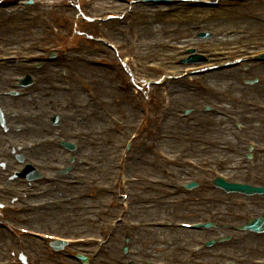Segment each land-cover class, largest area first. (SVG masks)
<instances>
[{"label": "rangeland", "instance_id": "obj_1", "mask_svg": "<svg viewBox=\"0 0 264 264\" xmlns=\"http://www.w3.org/2000/svg\"><path fill=\"white\" fill-rule=\"evenodd\" d=\"M62 2L68 3L69 0H34L35 2L32 6H26V5H21L17 8L10 9L9 11L6 10H0V16L2 20H0V38L6 39L5 45L7 49H13V48H18L20 45H30V43H36V46H39L40 43H38V39L42 38H47L46 42L47 44H55L60 46V49L58 52H68L70 54V57H68L69 60L68 62H63L65 64L61 65H54L53 70L55 80L57 81V84H63V82L58 78L57 73L59 71L64 70V71H69L68 73H71L73 77H76L78 74L76 73L77 71H82L81 67L77 66L76 70L72 69L70 65L77 61L82 62V65L84 66V69H89L91 68L85 63L84 59H89L93 56H100V55H105L104 50L100 49L97 44H94L93 42H90L89 38L85 36L84 30L85 26L87 25L85 21L81 20L80 14L77 13L76 10H66L65 8L63 9L61 7ZM98 4L91 9V13H100L101 17L103 15L104 11H109L112 7L115 9H118L120 11V14L118 16H124L123 12L126 10H129L128 5L121 4L120 6L117 3H114V0H97ZM128 2L129 0H122ZM134 1V0H132ZM187 3H181L180 6H175V7H159L157 6V9H146V7L139 6L136 8L135 12L133 13L132 17L129 18L127 21V25L123 26L121 22L116 19V20H110L108 21V24L105 26L107 28H115L117 29L116 35L114 33H110L109 31L104 30L100 28V25L95 26V28L92 29V32H89V36L91 34H96L99 36H106L110 37L111 39H115L116 41H124L126 38L129 37V31L134 28H136L140 31L139 36L141 37V45L143 44H150L149 46H152L150 48L151 50H160L161 54L165 53L164 49H160L158 44L160 45L161 42L168 44V45H175L178 44L180 46H186V45H196L199 48H204L207 47V52L210 53L211 58L209 59L213 62H217L218 64L213 65L211 64L210 66H224L226 63V59L223 57L225 56L222 52L226 50L224 47L225 45H230L232 47L234 46H240L241 48L244 47L245 45L249 47L251 51L254 50H260L264 48V0H252V1H247L242 4H236L235 7H231L230 5H224L221 8H208L210 7L214 0H187ZM78 4V3H75ZM207 7V8H206ZM140 8V9H138ZM163 12V13H162ZM167 14L169 17V21H167L166 26H164V29H159L161 32H157L153 35H148L146 32V29L142 26L143 24L149 23L154 26H159L160 16H164ZM7 18V20H6ZM120 19V18H119ZM2 22V23H1ZM194 25V26H192ZM192 26V27H191ZM28 28V32L25 33L21 28ZM187 28V29H185ZM238 29L245 30L247 33L248 31L251 32L250 36L244 35V36H236V37H225L228 31H235L237 32ZM31 30V31H30ZM30 31V32H29ZM184 31L187 35H181L180 32ZM205 31H210L216 34V36L213 39L210 40H199V35L203 34ZM68 32H70V35L68 36ZM164 32V33H163ZM222 35L220 38L219 36ZM9 40V41H8ZM246 41V42H245ZM221 45V48H216V46ZM210 47V48H209ZM70 49L67 50V49ZM242 51V49L239 50V52ZM139 53L142 57H145L143 54L142 49H139ZM238 53V52H237ZM107 55V54H106ZM148 62H161L164 63L163 61H159V56L156 55L155 52L148 53ZM157 56V57H156ZM217 58V60L213 59V57ZM219 56V57H218ZM113 58V56L111 55ZM169 57V56H168ZM240 57L237 54H233V58H238ZM83 59V60H82ZM145 59V58H144ZM151 59V60H150ZM79 63V62H77ZM75 66V65H74ZM258 67V66H256ZM66 70H65V69ZM102 69L99 70V72H89L87 75V72H85L86 76L89 78H94L98 79L101 81L100 73L104 75V77H109L111 79L108 80H103L106 84V88L108 91L112 92V95H108L107 91L102 89V86L100 85L101 82L96 83L92 86L98 93L99 97L102 98H107L110 100V107H106V112H112L115 114H119L123 116V110L117 108L114 106L113 100L116 98H119L118 101H123L121 97L127 96L126 99L127 101H131L132 106L135 104H143L141 100H143V93H139L140 99L139 101H136V96L134 95V90L131 84H128L125 82V85H127V88H129L127 91H115V80L122 76L123 78L125 77V72L123 69H121V66H117L116 60L114 58L111 61V64L108 65L107 67H101ZM116 68H120L119 70H122L120 74H118ZM49 71H51L48 68ZM262 70V71H261ZM45 72H47L45 70ZM44 72V73H45ZM10 74V73H9ZM21 72L19 71H14L10 75H7L8 78H11V81L14 77L21 76ZM211 75V74H210ZM212 75H218L217 77L220 78V81H222V85H213L211 81L209 80L208 77L206 78H191L190 80H186L184 86L186 85L187 89L184 93L189 94V95H196L197 93L200 92V94H209L207 97L208 99H203L198 102L197 106L189 105V103L186 101L179 109L173 108V114L169 118L171 121V124L169 125L171 128L169 130V133L172 135L176 136V138L180 137L177 135H183L184 131H181L180 129L173 130L174 127H179L181 129H189L193 132L191 134V140L184 139V137L178 138L177 143H175L174 148L172 149L177 152L178 154L182 152V149H189L191 150L193 145L202 147L203 145H208L207 147L210 149H214L216 151H219L221 149L220 143L214 144L216 141L220 140V142L225 143L227 148H240L239 146L236 147L234 143L230 144V140H227L226 137L222 138H217V136L211 135L206 138L202 134L199 133L202 125V119L207 115L208 113L204 112V106H209L213 108V110H210L211 115L214 117H217L216 114L219 112L224 111L226 114L230 115L227 117L225 120L226 122L230 121H244V123H249L250 124H255L253 128L250 127V129H253L255 131V134L252 135L250 139L255 140L258 143V146L264 147V134L262 135L261 131L258 130L257 125L261 123L264 125V67L262 69L256 68V69H239V70H223V71H218L214 72ZM76 79V78H75ZM195 79V80H194ZM73 82L74 80L71 79ZM9 80H3L0 82V89L4 90L5 88L8 87L9 85ZM45 85L49 84V82L44 83ZM206 86L209 87V93H203L199 91L197 88L200 86ZM202 90V89H201ZM203 91V90H202ZM215 91H218L214 93ZM85 93V92H84ZM183 93V92H182ZM220 93V94H219ZM82 98V97H81ZM86 98L83 96L82 100H85ZM64 99L63 101H65ZM250 100L256 101L255 103H258L257 105H254V103L249 102ZM62 101V102H63ZM161 104V100H160ZM220 105L223 110H219L215 108L214 106ZM45 105H41L43 108ZM255 107V109H254ZM134 108V106H133ZM45 110H47V114H50L49 112L51 109L48 107H44ZM132 109V108H131ZM139 109L135 110V119L138 118L139 116ZM198 110L200 116L199 118L196 117L195 111ZM117 111L119 113H117ZM134 111V110H130ZM189 112L187 118L180 119L178 117V114H183ZM257 112V113H256ZM104 116V114L102 115ZM172 118V119H171ZM121 119V118H120ZM189 119H191V123L189 122ZM193 120V121H192ZM259 121V123H258ZM105 131L108 134H113L114 137L118 140V143L124 142L123 137H127L131 132V129L129 128H119L118 130L115 131H110L109 127H112L108 119L105 118ZM134 124V123H133ZM174 124V125H172ZM129 125V123L127 124ZM134 126V125H133ZM148 127V126H147ZM231 127V132L235 131L233 125H230ZM153 126H149L148 130L152 129ZM85 130V126L81 127H74L72 128L73 131L75 130ZM181 132V133H180ZM260 134H259V133ZM177 133V134H176ZM106 134V137L109 135ZM43 136H38L36 138H41ZM142 139V138H141ZM139 140L135 143L136 148H142L144 146V141ZM194 139V140H192ZM193 141V142H190ZM176 142V141H175ZM202 143V144H199ZM174 144V142H173ZM246 143L243 144V148L245 149ZM153 148V147H152ZM153 151V149H152ZM109 152V163L111 164L112 167L114 166V163L117 158L118 150L115 151V153ZM191 152V151H190ZM187 154L183 156H190L191 158H199V161H203L204 155L198 156L196 154ZM226 155L224 153H219V155ZM243 154H239L238 156L234 157V163L236 164L239 160V164L241 160L238 158ZM85 156V155H84ZM151 156L154 159L153 153L151 152ZM76 157H79L77 154ZM87 159L86 157H84ZM89 161H93V157H88ZM217 158L222 159V156H218ZM244 158V157H243ZM66 159V156L64 157V160ZM95 161V160H94ZM46 162V161H45ZM54 162H56L54 160ZM62 163V161H59ZM112 162V163H111ZM51 164V161L46 162V164ZM63 164V163H62ZM68 164V162H67ZM74 165L76 163H73ZM91 163H85L84 162V169L87 170L88 172L90 171L89 178H91V181H94V179H97L99 182L100 186H108L107 184L110 183V181L113 178V170L111 173L106 174L104 177L99 178L97 176V171L93 170ZM88 167V169H86ZM141 171L140 173L142 174ZM264 173V172H263ZM86 179V180H88ZM177 179V178H175ZM87 184V183H86ZM82 189H80L78 192H70V193H63L62 192L58 194H52L49 198V200H59L63 199L65 197L69 196H75L79 197L80 199H77L76 201L81 204L80 207H90L91 208L87 212L88 216L92 214H99L98 210L101 209L106 202L107 198L109 196H102L101 201L96 203V193L97 191L90 186H86ZM82 186V185H81ZM87 187V188H86ZM39 188V187H38ZM41 190V189H40ZM158 192H152V194L149 196V202L156 204L155 202V197H157V194H160L162 191H165L166 188H158L156 189ZM161 190V191H160ZM141 192L142 190L139 189L138 193ZM136 194V197L140 194ZM147 193H145L146 195ZM108 195V194H107ZM144 197V194L142 193V197ZM47 198V199H48ZM41 200L37 201L40 202ZM160 202V201H159ZM93 205H91V204ZM90 204V205H89ZM146 204V199L144 200V203ZM150 205V204H146ZM199 207H203V211L205 210L206 207H209L208 204H199ZM87 209V208H85ZM71 213L73 210H69ZM92 211V212H91ZM86 216V214H84ZM186 215V216H185ZM187 213L182 214L184 217L185 221H189L190 219L187 218ZM84 216V217H85ZM163 215L154 217V218H161ZM203 216V212L201 213V218ZM74 218L73 224H70V222L67 221H58V224H53L56 227V230H53V233H59L60 235H65V236H87V235H93L96 233V226L106 222L109 219H104L102 218L101 222L94 223V226L92 223H89L85 218ZM90 225L93 227L91 231L89 230H83V228H88ZM32 226V224H30ZM34 227V226H33ZM51 227V226H50ZM37 230L41 231H46L47 232V226L45 225H39L37 227ZM65 231L63 232V230ZM178 233H171V236H176ZM159 235V236H158ZM138 236V235H137ZM182 236L183 235H179ZM208 237L211 236V233L207 235ZM150 238H157L160 239V234L159 233H154L149 235ZM181 242L177 243L171 240L170 242L166 243L168 244V247L173 246V249L168 247H163V244L161 246L162 249L161 253L158 254L159 257H157L158 260L166 259L169 264H173L174 262L181 263V258L186 250L187 247H192L195 246L197 243H184L183 240H180ZM35 243V242H34ZM40 244V243H39ZM120 247L118 246L117 248V254L113 256V252L111 253L112 257H115L117 259L118 255L121 253L122 245H123V240L120 243ZM135 245H138L135 243ZM134 245V246H135ZM40 249L43 250L44 246L42 244L39 245ZM180 247V248H179ZM179 248V249H178ZM3 250L1 251L2 253L0 254V258L5 257V252L7 249V246L5 245ZM121 255V254H120ZM44 259V257H42ZM207 260L209 262H216L219 260V257L214 258L212 255H210ZM73 260H69L64 258L63 256H58L55 257L54 259H46L44 261V264H75L71 263ZM75 262V261H74ZM43 263V260L41 264ZM78 264V263H76Z\"/></svg>", "mask_w": 264, "mask_h": 264}, {"label": "bare ground", "instance_id": "obj_2", "mask_svg": "<svg viewBox=\"0 0 264 264\" xmlns=\"http://www.w3.org/2000/svg\"><path fill=\"white\" fill-rule=\"evenodd\" d=\"M160 18H161L160 19L161 21L159 22V26L153 27V25L152 24L149 25V23L142 25L146 29V32L148 33V35H153L157 32H161L164 29V25L167 23V21H169V18L166 16L165 17L161 16ZM103 25H106V23H104ZM192 26H194V25H192ZM159 29H162V30L160 31ZM185 29H187V28H185ZM25 30H27V29L25 28ZM180 34L183 36L187 35L184 31H181ZM146 47H148V46H146ZM10 51H13V50H10ZM160 52L161 51H159L158 53H160ZM170 53L171 52H169V54ZM165 60H167V58L166 59L160 58V61H165ZM3 66H6V65H3ZM3 66H0V81H2L4 79V77H5L4 74L6 72H12L14 70V68L18 65L11 66L9 64L8 67L6 66L7 68L3 67ZM76 66H80L81 68H83L84 73L87 72V74H89V72H96V71L99 72V70L97 68H89L86 70V69H84V66H82V65L76 64L75 67ZM259 69H262V67H259ZM99 75L101 77L100 85L102 86V89L107 91L108 94H111V92H109L106 89V84L104 82L105 80H108V78L104 77V75H102L101 73ZM217 76L218 75H212L209 77V79L211 80V83L213 85H217V84L222 85L223 84L222 81H220V78H218ZM178 88H180V90L178 91V94L173 98V104H174L175 108H178V109L186 101L189 103V105L197 106L199 101L206 99L208 97V95H203V94L198 95V93L196 95H189L186 93H181L182 90L184 89V87L179 86ZM64 96H66V94H60L59 92H55L54 94H51V96L48 99H46L44 101H45L46 105H48L50 108L58 107L59 105H61V103H60L61 98ZM30 101L31 100H27V98H23L20 100L19 103L22 105H27V103H29ZM0 102L3 103L4 107L10 108V107H12V105L14 104L15 101L13 99H12V101H10L9 99H5V98L1 99L0 98ZM123 110L125 111V116L130 117V115H132V113H130L129 106H124ZM194 113H195L196 117L199 118L200 114H199L198 110H196ZM79 117H80V119L78 120V123L81 122L82 124H88V123L92 122L93 126L96 129V134H97L96 136L98 137L99 142L95 148L86 147L85 152L89 153L93 157V159H92L93 161L95 160L94 164H92V165L95 168V170L97 171V176L99 178H102L106 174L111 173L112 170L114 169V166L112 167L111 164L110 165L107 164V162L109 163V156H110L108 153L112 152V151H114L113 153H115V151L119 150V143L117 142L116 138L112 134L109 135L108 137H106V132L104 130L105 120H104L103 116H101L100 114H97L94 118H92L90 120V122L87 121V117L84 113H81ZM6 120H7V118H6ZM7 122H8V124L10 123L8 120H7ZM201 122L203 124L202 125L203 127H201L202 129H200L199 133L202 134L204 136V138L211 136V135H214V136H217V138L226 137L227 140H231V136L233 135L231 132V127H230L231 124L229 122H226L225 119L219 118V117H214L211 114H208V115H205V117H203ZM32 123H33V129H32L30 134L33 133L32 135H34V136H38V135L43 134V132L40 130V128L42 127L41 125H45V124L48 125L47 124L48 122L47 123L46 122L41 123L40 121H33ZM74 124L79 126L77 123H74ZM254 125H251L252 126L251 128H253ZM69 126H73V125L71 123H68L67 127H69ZM47 127H48V129H51V128H49V126H47ZM254 127H256V126H254ZM257 128L259 131H261V133L263 135L264 134V125H261L259 123V125H257ZM176 129H180L181 131H184L183 135H181L184 138H189V137L191 138V136H192L191 134H193V132L187 128L183 130L179 127H174L173 130H176ZM11 130L13 131L12 127H11ZM16 135H18V134H16ZM22 136L23 135L19 134L17 137H22ZM88 138L89 137H87V139ZM92 139H93V142L95 144L96 138L93 137ZM162 143L164 145H166L167 147L173 145L172 143H169V142H162ZM193 151H195V152L200 151L201 154H202V151H204V153H206V154L208 153V155L217 154V152H218V151H216L214 149H210L208 147H205L204 149H202V147H198V146L194 147ZM4 153H5L4 145L0 142V154L2 155ZM61 153H63L62 150H60L56 147H53V146H48V147H44L41 149L35 148L33 150H25V152L23 154H25V156L27 155L30 157H34L37 159V161H41L40 157H43L45 160L46 159L47 160H53V159H55L54 155L57 156V155H60ZM7 159H9V158H7ZM152 161L153 160L149 157V154H148V156H146V158H145V162H144V159H142L141 162L137 163L136 165H139V168H143L145 166L144 169L147 172L148 171L149 172H158V173H160L161 177H164V178H167V177L169 178L170 174L172 176L174 174H176L178 176V178H181L185 175H189L188 173H189L190 169H184V168L175 169V168H169V167L166 168L165 165L159 166L157 164H154V162H152ZM155 162L159 163V161H157V160ZM262 170L264 171V166H262ZM185 173H187V174H185ZM15 183H17V180L15 181ZM51 186L54 187L53 192L58 194V195H59L60 190L63 192H66L65 191L66 189H64L63 187H60L58 185L57 186L51 185ZM212 193H210V196L213 195ZM140 208H141L140 206L135 207L136 211L134 210L133 215L150 217L152 215L158 214L161 210H166V207L163 206L162 204L156 205V208L153 210V213L141 211L143 209H140ZM68 214L69 213L66 212L65 209L63 210V212H61L60 215L57 213L50 212V210L46 211V212L39 210V211L34 212L35 216L33 217V222H35V220H36V221H39L40 223L42 222L45 224L51 223V222L56 223L55 218L58 220H66V219L68 220V218H66ZM84 214H86V213L84 212ZM74 216L71 218L74 219ZM158 232H167V230H158ZM186 233H188V232H186ZM144 234H146L145 231L141 232L140 237L138 239L139 244L142 243L141 241H143V237L145 236ZM123 235L124 234L122 232H121V234L116 235V238L114 240V244L112 247L114 255L117 254V247L122 242ZM188 236H190V234H188ZM4 238H5V233L0 232V250L3 246L2 241H4ZM162 239L169 240L170 238L167 236H164ZM253 242L255 244H258L259 242L262 243V242H264V238L262 240H255L254 239Z\"/></svg>", "mask_w": 264, "mask_h": 264}]
</instances>
